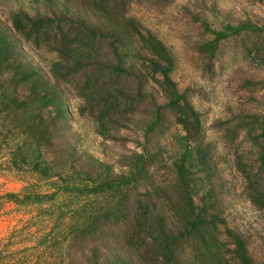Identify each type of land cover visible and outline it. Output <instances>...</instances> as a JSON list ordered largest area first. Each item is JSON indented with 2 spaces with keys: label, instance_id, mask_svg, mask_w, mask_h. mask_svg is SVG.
<instances>
[{
  "label": "trees",
  "instance_id": "16d2710c",
  "mask_svg": "<svg viewBox=\"0 0 264 264\" xmlns=\"http://www.w3.org/2000/svg\"><path fill=\"white\" fill-rule=\"evenodd\" d=\"M176 1L0 0L14 34L0 24V155L10 171L53 186L46 193L30 185L0 202L43 208L59 197L74 201L67 231L50 240L71 257L67 264H264L228 222L232 188L218 157L220 146L230 149L246 201L264 216V114L239 111L216 123L218 140L209 141L193 104L199 94L173 78V52L130 15L137 2L167 9ZM211 16H191L200 75L213 79L227 46L264 73V24ZM19 41L54 57L48 76ZM64 87L79 101L75 114L126 149L118 168L78 146ZM239 91L264 92V80H241ZM172 125L182 134L167 152L159 139ZM131 133L142 141L128 150Z\"/></svg>",
  "mask_w": 264,
  "mask_h": 264
},
{
  "label": "rangeland",
  "instance_id": "374dc122",
  "mask_svg": "<svg viewBox=\"0 0 264 264\" xmlns=\"http://www.w3.org/2000/svg\"><path fill=\"white\" fill-rule=\"evenodd\" d=\"M17 6L18 3L15 2L14 7ZM7 10L8 8L5 11ZM201 11L209 17L210 15L217 17L221 13L236 20H251L264 24V0H177L167 9L137 2L131 7L130 15L153 31L173 52L177 61L173 78L181 90L189 88L199 94L193 99V104L202 113L208 140L216 142L218 135L214 127L219 121H226L239 111L264 114V92L251 94L239 91L241 80L261 81L264 80V73L237 57L231 51L232 46H227L218 62L213 79L203 78L196 65L195 45L199 41L200 32L191 20V16ZM212 16L211 20L215 21ZM0 24L14 37L10 24L2 15ZM19 46L23 48L33 65L48 76V63L54 57L39 53L22 41H19ZM65 89V99L71 107V126L80 136L78 146L100 161L118 168V162L126 149L122 148L119 142L101 139L91 123L79 118L74 108L79 101L68 88ZM177 134L182 133L172 125L159 139L161 147L171 152L173 137ZM129 137L131 146L128 150H133L132 147L137 144L133 141L141 143V135L131 133ZM218 157L223 179L227 187L232 188L225 195L228 203V222L231 227L249 238L250 254L255 261L260 262L264 258V216L256 212L246 201L242 192V181L232 166L233 157L230 149L220 146ZM30 185H33L32 190L46 193H50L53 187L52 183L10 171L5 167L4 159L0 155V196L20 194ZM57 202L58 204L52 207L43 208L17 207L12 203L0 202L2 203L0 251L3 253L0 264L69 263L71 257L51 249L50 240L54 242L55 236L59 237V233L67 231L66 226L73 217L75 202L64 197H59ZM59 215L63 218L61 221L57 220ZM45 239H48L47 245H39Z\"/></svg>",
  "mask_w": 264,
  "mask_h": 264
}]
</instances>
